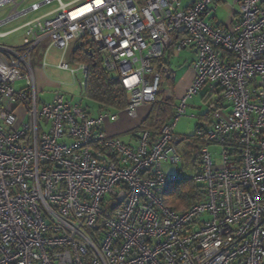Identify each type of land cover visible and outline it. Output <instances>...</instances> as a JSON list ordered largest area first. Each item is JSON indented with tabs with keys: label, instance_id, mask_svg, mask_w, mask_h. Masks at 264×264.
<instances>
[{
	"label": "built area",
	"instance_id": "obj_1",
	"mask_svg": "<svg viewBox=\"0 0 264 264\" xmlns=\"http://www.w3.org/2000/svg\"><path fill=\"white\" fill-rule=\"evenodd\" d=\"M216 1L226 2L0 0V28L37 13L0 31H23L18 45L0 42V264H264V0H232V27L207 20ZM179 32L174 47L196 51V75L155 138L109 136L104 122L117 113L91 114L61 91L39 99L37 49L48 43L44 69L57 50L55 67L74 84L90 65L71 66L67 55L73 43L93 42L135 118L159 93L172 97V69L155 61ZM203 90L216 99L212 120L196 128L201 169L187 174L174 130ZM164 162L178 174L167 175ZM185 177L205 192L179 212L164 194Z\"/></svg>",
	"mask_w": 264,
	"mask_h": 264
},
{
	"label": "trees",
	"instance_id": "obj_2",
	"mask_svg": "<svg viewBox=\"0 0 264 264\" xmlns=\"http://www.w3.org/2000/svg\"><path fill=\"white\" fill-rule=\"evenodd\" d=\"M180 36H182L180 32L173 35L171 48L175 46ZM71 58L76 63L86 62L90 65L85 87L86 98L96 103L99 109L125 110L129 102V94L121 84L120 78L104 67L102 55L93 42L78 45L72 51ZM155 63L159 66L169 65L166 58L156 60ZM176 106L172 97L167 98L163 96V93H159L157 100L151 106L149 115L140 126L133 130V133L148 130L154 138L157 137L163 126L175 116ZM181 138L184 143L183 147L181 143V153L185 171L191 168L199 171L201 147L205 144L204 136L198 135L195 131L192 135H184ZM204 192L203 185L196 184L191 178L185 177L167 186L164 202L168 207L180 212L201 200Z\"/></svg>",
	"mask_w": 264,
	"mask_h": 264
},
{
	"label": "rangeland",
	"instance_id": "obj_3",
	"mask_svg": "<svg viewBox=\"0 0 264 264\" xmlns=\"http://www.w3.org/2000/svg\"><path fill=\"white\" fill-rule=\"evenodd\" d=\"M65 2L71 1V0H64ZM232 1V0H229ZM56 5V3L54 4ZM52 5V6H54ZM226 7L222 8L220 11V17L221 19H226L230 16L231 11L228 10L227 4H225ZM229 5V4H228ZM46 9H43L40 12L45 11ZM7 11L0 12V19L4 18L6 15ZM37 15V13L27 17L20 19L18 21H15L13 23H10L6 25L5 27H1L0 31L1 32H6L9 30H12L19 24H21L24 20L29 19L33 16ZM23 40V31L22 32H15L12 33L11 35L1 38L0 37V42L7 43V44H13V45H18L22 42ZM82 41L76 42V45H72L71 49L76 47L77 45H80ZM83 43V42H82ZM96 46V45H95ZM34 68L38 69L41 68L38 65V60L37 57L34 58ZM69 63L71 66H75L73 62ZM54 78L57 79L58 82L62 81L63 82H68L72 81V76L69 72H63V71H58V72H53ZM81 81H84L83 77L80 75L78 76V79L76 83L71 84L73 86H69V84H66L64 87L60 88L55 85V82H48V81H39V86H38V92H39V99L42 102H51L55 96L56 91H62L65 96L68 99H72L75 103H79L83 107L87 106L93 110L94 107H96V103H94L92 100H89L86 98V96L82 93L81 90V85L79 84ZM54 83V84H53ZM23 84V81H18L16 83V87H20ZM164 96V95H163ZM165 97V96H164ZM214 98V97H212ZM206 92L201 91L192 97L188 98L187 100V107H186V112L179 118L177 125H176V133L179 135H192L197 128V124H206L208 123V118L211 115V99H212ZM181 99L177 101V105L180 103ZM152 104H147L141 108L138 109V117H130L129 114L125 110L117 111L119 112V120L117 122H111L109 119L105 120V125L107 128V133L109 136H118L122 139H127V137L130 136L129 132L131 129H134L138 126L141 125L143 117L149 112L151 109ZM143 108V109H142ZM140 109L142 110L140 114ZM113 130V131H112ZM116 134H113L112 132H116ZM211 150L215 153L218 151V147L212 146ZM163 170L167 175H172V174H178L179 169L176 166L169 165L167 163H163ZM187 174H191L190 170H186Z\"/></svg>",
	"mask_w": 264,
	"mask_h": 264
},
{
	"label": "crops",
	"instance_id": "obj_4",
	"mask_svg": "<svg viewBox=\"0 0 264 264\" xmlns=\"http://www.w3.org/2000/svg\"><path fill=\"white\" fill-rule=\"evenodd\" d=\"M178 1L180 3V7L187 8V7L192 5L197 0H178ZM225 4H227V8H228V10L231 11V13H230V16L228 18L221 19L220 11L222 10V8L226 7ZM206 17H207V20L211 24H216V25L226 24V25H229V26L232 27L233 23L236 21L235 7L232 5V1H229V0H226V2L216 1V2L212 3L209 6V9H208V12L206 14ZM74 44L76 45V43H73V45ZM74 46L70 50V52L68 53L67 60L68 61L70 60V62H73L76 65L77 63L74 62L72 60V58H71L72 51L78 45L76 47H74ZM47 49H48V43L44 42L37 49V51L35 52V55H34V58L37 57L38 65L41 67V68L35 69V74H36V78H37V85L39 86V81H48V82L52 81V82H55V85L58 86L60 88V90L66 84H69V86H73V85H71L72 81L71 82L70 81L64 82L65 84L60 86L59 82L57 81V79L54 78V76H53V72H58V71L68 72V71L61 70V69L55 67V65L59 62V60L61 58V54L57 50L51 49L48 52L47 59L51 63V65L48 66L46 69H44L42 67L41 59H42L45 51H47ZM196 57H197V54H196L195 50L186 49V50H183V51H177L175 49V47L170 48L168 50V52L166 53L165 57H164L169 62L168 66L171 67L172 72H173V78L170 81V83H171L170 85H171V89H172V98L175 100L176 105H177V101H179V99H182L186 95L187 91L189 90V88L191 87V85H192V83L194 81L196 72H195V70L193 68V63L195 62ZM62 82H63V80H62ZM81 82H84V84H82V85L80 83L79 84L81 85L82 93L85 95L86 79H84V81H81ZM22 86H24V83L20 87H22ZM203 91L206 92L205 90H203ZM212 97H214V98H212ZM211 98L212 99H211V108L210 109L213 108L214 100L216 99L215 96H211ZM70 100L73 103H75L72 99H70ZM76 104H79V103H76ZM84 108L86 110H88L91 114H94V115L103 110V109H99L97 106L94 107L93 110L91 109V107L89 108L88 106H87V108L86 107H84ZM150 110L143 117L142 122L147 118V116L150 113ZM109 112H113V113H117L118 114V119L117 120L112 121V120L109 119L111 122H117L119 120V116H120L119 112L114 111V110L113 111H109ZM141 112H142V110L140 109V114H141ZM210 114H211V112H210ZM138 115H139V113H138ZM210 120H212L211 115L208 118V122ZM197 125H201V124H197ZM136 128H134V129H136ZM104 129L107 132V128H106L105 122H104ZM134 129L130 130V132H129L130 136L127 137V139H122V138L121 139L123 141L127 142V143H135L137 141V139L139 138L141 131L140 132L137 131V132L133 133ZM174 131H175V134H177L176 133V127H175ZM112 133L116 134L117 131L116 132H112ZM177 135L182 137V135H179V134H177ZM183 144L184 143H182V147H183Z\"/></svg>",
	"mask_w": 264,
	"mask_h": 264
}]
</instances>
